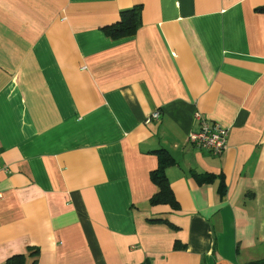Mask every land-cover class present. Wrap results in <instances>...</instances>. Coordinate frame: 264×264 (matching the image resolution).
I'll list each match as a JSON object with an SVG mask.
<instances>
[{"label":"crops","instance_id":"0c3cea01","mask_svg":"<svg viewBox=\"0 0 264 264\" xmlns=\"http://www.w3.org/2000/svg\"><path fill=\"white\" fill-rule=\"evenodd\" d=\"M0 166V264H264V0H0Z\"/></svg>","mask_w":264,"mask_h":264},{"label":"trees","instance_id":"16d2710c","mask_svg":"<svg viewBox=\"0 0 264 264\" xmlns=\"http://www.w3.org/2000/svg\"><path fill=\"white\" fill-rule=\"evenodd\" d=\"M140 20V7L135 6L130 9H125L120 12L117 22L104 28L105 33L112 38H119L132 35L139 26ZM165 163L161 162L159 167L151 173V178L154 184L157 186V192L153 195L150 202L156 203H168L173 207H176V202L173 198L171 189L167 182L164 173ZM1 264H27L24 254H16L9 257ZM249 264H260L259 262H251Z\"/></svg>","mask_w":264,"mask_h":264},{"label":"built area","instance_id":"2783aa9c","mask_svg":"<svg viewBox=\"0 0 264 264\" xmlns=\"http://www.w3.org/2000/svg\"><path fill=\"white\" fill-rule=\"evenodd\" d=\"M160 112L155 111L148 119H158ZM195 118L199 121L197 132L189 136L188 141L199 149H206L214 155H219L227 148L228 129L223 128L219 123L211 121L197 113ZM3 166H0V171ZM2 194L0 193V198Z\"/></svg>","mask_w":264,"mask_h":264}]
</instances>
